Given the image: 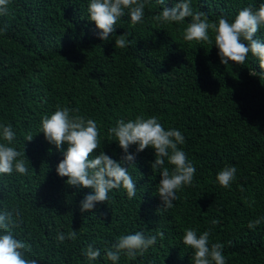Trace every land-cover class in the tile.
Instances as JSON below:
<instances>
[{
    "label": "trees",
    "instance_id": "16d2710c",
    "mask_svg": "<svg viewBox=\"0 0 264 264\" xmlns=\"http://www.w3.org/2000/svg\"><path fill=\"white\" fill-rule=\"evenodd\" d=\"M176 2L148 0L137 24L125 10L107 41L89 19L90 0H10L8 15H0V28L7 25L0 32V124L12 125L11 146L25 152L28 168L25 175L0 174V212H12L14 232L31 245L27 256L38 264H193L192 249L182 243L186 228L209 231L210 245H224L226 264H264V70L251 54L245 65L222 64L214 40H184L190 17L182 24L153 19ZM261 3L191 0V7L210 23L231 22L239 10ZM121 34L125 48L115 46ZM254 39L264 41V27ZM57 106L94 119L100 148L92 157L103 151L117 161L124 152L108 129L119 119L156 116L185 137L178 147L196 168L192 184L177 191L172 208H160L154 149L137 153L131 145L134 164L122 166L136 182V195L112 189L106 202L81 212L80 201L92 189L68 185L57 174L63 153L39 132L41 117ZM164 166L174 167L167 160ZM225 166L237 169L229 188L216 180ZM256 219L261 223L249 229ZM73 231L75 240L67 237ZM136 231L164 236L135 259L123 252L116 262L106 257L118 237ZM58 233L65 234L63 242ZM88 245L100 250L99 258H86Z\"/></svg>",
    "mask_w": 264,
    "mask_h": 264
},
{
    "label": "clouds",
    "instance_id": "9594fccd",
    "mask_svg": "<svg viewBox=\"0 0 264 264\" xmlns=\"http://www.w3.org/2000/svg\"><path fill=\"white\" fill-rule=\"evenodd\" d=\"M9 3L10 0H0V15H8ZM147 3L148 0H90L89 19L101 30L97 33L99 38L107 41L110 34L115 32L117 21L125 15V10H128L132 24L142 22ZM159 4L165 5L166 0H159ZM189 17L191 20L183 29L184 40L212 45L214 40L222 64L228 65L232 61L237 65H245L251 54L258 61L260 69L264 70V41L254 39L258 30L264 27V3L258 8L244 7L231 22L225 17H219L216 22L210 23L203 12H193L191 0H178L173 7L164 6L153 19L161 23L182 24ZM6 31L7 25L0 28V32ZM128 43L125 34L118 35L115 39V46L118 48H125ZM249 74L258 76L259 73L255 69H249ZM77 112V109L57 106L53 113L41 117L39 132H43L45 139L63 153V159L56 167L57 174L67 177L68 185L92 189L80 201L81 212L92 210L97 202H106L112 189L122 187L130 199L136 195V182L128 173V167L122 166L124 162L134 164L135 154L129 152L131 145L137 146V153L148 147L154 149L155 160L151 162V168L160 170L161 178L157 188L162 202L160 208H172L173 201L178 199L177 191L192 184L196 168L178 147L185 142V137L179 130H166L156 116L145 118L138 115L128 121L119 119L108 132L115 136L124 152L121 161L114 160L103 151L93 158L91 154L100 148L97 122L92 118L74 114ZM15 137L16 133L11 124H0V140L3 141L0 142V174L11 175L15 171L25 175L28 172L23 158L25 152L11 146ZM32 139L33 135L30 133L25 137L27 141ZM165 160L174 166L171 171L164 166ZM236 171L234 166L222 168L216 174L219 185L229 188L236 179ZM212 223L216 224L218 221L213 219ZM260 223V219L249 221L247 227L254 229ZM16 227L17 222L12 219V212H0V264H38L36 259L27 256L31 245L17 238L14 232ZM157 235L163 238L164 233L161 231ZM157 235L146 236L142 231L121 235L112 248L106 250V257L116 262L123 252L129 258L135 259L137 254L143 255L156 243ZM209 236V231L198 235L195 229H184L182 243L192 249L193 264H226L222 251L224 245H210ZM67 237L75 240L76 233L69 232ZM65 238V234H57L59 241L63 242ZM84 255L89 261H93L101 253L99 249L88 245Z\"/></svg>",
    "mask_w": 264,
    "mask_h": 264
}]
</instances>
